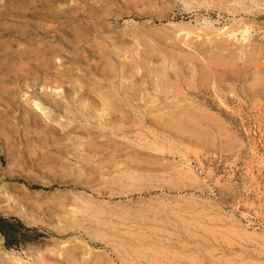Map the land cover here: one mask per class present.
I'll return each mask as SVG.
<instances>
[{
  "label": "rangeland",
  "instance_id": "374dc122",
  "mask_svg": "<svg viewBox=\"0 0 264 264\" xmlns=\"http://www.w3.org/2000/svg\"><path fill=\"white\" fill-rule=\"evenodd\" d=\"M0 216V264H264V0H0Z\"/></svg>",
  "mask_w": 264,
  "mask_h": 264
},
{
  "label": "trees",
  "instance_id": "16d2710c",
  "mask_svg": "<svg viewBox=\"0 0 264 264\" xmlns=\"http://www.w3.org/2000/svg\"><path fill=\"white\" fill-rule=\"evenodd\" d=\"M20 228L24 227L17 220L6 219L0 216V235L5 239V246L8 249L19 247L20 241L15 235Z\"/></svg>",
  "mask_w": 264,
  "mask_h": 264
},
{
  "label": "bare ground",
  "instance_id": "6f19581e",
  "mask_svg": "<svg viewBox=\"0 0 264 264\" xmlns=\"http://www.w3.org/2000/svg\"><path fill=\"white\" fill-rule=\"evenodd\" d=\"M187 3V2H186ZM240 31V30H239ZM249 31H251V30H249ZM245 32V31H244ZM244 35H246V33L244 34ZM242 36V35H241ZM247 36V35H246ZM187 37V36H186ZM243 37H245V36H243ZM247 38V37H246ZM139 40V39H138ZM137 40V41H138ZM243 40V39H242ZM245 40V39H244ZM243 40V41H244ZM247 41V40H246ZM139 47V46H138ZM149 50V49H148ZM24 51V50H23ZM174 52V51H173ZM171 53V52H170ZM167 55V54H166ZM23 56V55H22ZM177 56V55H176ZM170 57V56H169ZM168 59V58H167ZM188 59V58H187ZM199 60V59H198ZM225 60V59H224ZM169 61V60H168ZM167 61V62H168ZM214 61V60H213ZM23 62V61H22ZM150 62V61H149ZM217 62H218V59H217ZM178 62H176V64H177ZM214 63V62H213ZM218 63H220V62H218ZM224 63V62H223ZM223 63H221V67H223L222 65H223ZM172 64V63H171ZM181 64V63H180ZM179 64V65H180ZM193 64V63H192ZM210 64V63H209ZM228 64V63H227ZM185 65V64H184ZM216 65V64H215ZM230 65V64H229ZM228 65V66H229ZM246 65V64H245ZM147 66V65H146ZM197 66V65H196ZM227 66V65H226ZM236 66V65H235ZM173 67V66H172ZM217 68H219L218 66H216ZM163 68V67H162ZM212 68V67H211ZM223 68H226V67H223ZM195 69V68H194ZM210 70V69H209ZM191 72V71H190ZM194 72V71H193ZM228 72V71H227ZM167 73V72H166ZM195 73V72H194ZM203 73V72H202ZM207 73V72H206ZM209 73H210V71H209ZM187 74V73H186ZM203 75H204V73H203ZM176 76V75H175ZM206 77V76H205ZM221 77V76H220ZM213 78V77H212ZM208 79H210V77L208 78ZM218 81V80H217ZM128 82V81H127ZM211 82V81H210ZM163 83V82H162ZM168 83V82H167ZM173 83V82H172ZM217 83V82H216ZM215 83V84H216ZM131 85V84H130ZM158 86H159V84H158ZM167 86V85H166ZM191 86V85H190ZM179 87V86H178ZM178 92V91H177ZM192 94V93H191ZM180 95V94H179ZM189 95V94H188ZM168 97V96H167ZM179 98V97H178ZM159 99V98H158ZM167 101V100H166ZM194 101V100H193ZM160 102V101H159ZM180 103V102H179ZM184 103V102H183ZM189 103V102H188ZM111 105H113V104H111ZM179 106V105H178ZM208 106V105H207ZM40 107V106H39ZM160 108V107H159ZM176 108V107H175ZM179 108H180V106H179ZM164 109V108H163ZM181 109V108H180ZM114 110V109H113ZM112 110V111H113ZM101 112V111H100ZM114 112V111H113ZM145 112V111H144ZM188 112H189V110H188ZM103 113V112H102ZM115 113V112H114ZM124 113V112H123ZM164 113V112H163ZM191 113H193V112H191ZM142 114V113H141ZM153 114V113H152ZM180 114V116H181V113H179ZM188 113L186 112V115H187ZM193 114H195V113H193ZM124 115V114H123ZM189 115V114H188ZM157 116V115H156ZM163 116V115H162ZM166 116V115H165ZM197 116V115H196ZM182 117V116H181ZM103 118V117H102ZM186 118H189V117H187L186 116ZM196 119H198V118H196ZM201 119H203V118H201ZM182 120H184V117H183V119ZM189 120V119H188ZM191 120V119H190ZM204 120V119H203ZM192 121V120H191ZM196 121V120H195ZM187 123H188V121H187ZM211 124V123H210ZM218 124V123H217ZM194 130H196V128L194 127V126H191ZM178 130H180V129H182V127H180V126H177L176 127ZM188 132V131H187ZM192 132V131H191ZM14 257V256H13ZM19 260V259H18ZM71 260V259H70ZM76 261V260H75ZM70 262V261H69ZM1 263H2V261H1ZM96 263V262H95ZM99 263V261L97 262V264ZM75 264V263H74Z\"/></svg>",
  "mask_w": 264,
  "mask_h": 264
}]
</instances>
